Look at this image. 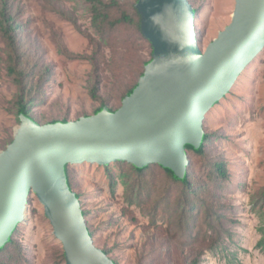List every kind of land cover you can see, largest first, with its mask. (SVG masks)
I'll list each match as a JSON object with an SVG mask.
<instances>
[{
	"label": "rangeland",
	"instance_id": "obj_1",
	"mask_svg": "<svg viewBox=\"0 0 264 264\" xmlns=\"http://www.w3.org/2000/svg\"><path fill=\"white\" fill-rule=\"evenodd\" d=\"M117 1L129 10L136 0ZM189 1L198 10L197 38L206 50L231 24L236 0ZM11 3L15 21L22 27L20 62L31 58L30 66L39 70L43 78L41 102L32 112L40 124L76 121L93 115L102 104L119 109L125 92L139 81L137 75L143 63L152 59L151 48L130 38L129 32H107L113 37L100 52V36L92 23L89 0ZM94 55L95 65L88 60ZM9 65L7 46L0 37V152L20 126ZM98 77L102 81L100 100H94L90 90ZM205 130L217 137L209 152L227 163L229 176L224 186L217 188L219 201L226 205L229 234L216 244L213 238L218 235L208 231L203 223L195 226L196 231L191 234V239L196 237L194 240L175 236L170 228L178 217L174 210L166 212L159 207L152 212V202L130 204L121 182L108 177L105 167L70 165L71 181L82 195V208L87 212L95 243L111 251L110 257L118 264H264V255L256 248L263 223L251 204V199L264 190V50L245 68L231 92L208 113ZM189 156L191 166L203 179L202 161L194 154ZM109 168L111 175L120 172L114 164ZM154 168L156 173L147 175L154 193L152 199L173 187L159 167ZM112 179L118 183L114 195ZM30 199L26 220L14 235L18 247L12 253L14 259L5 263L67 264L63 245L54 237L43 205L34 193ZM215 245L218 249L211 250Z\"/></svg>",
	"mask_w": 264,
	"mask_h": 264
},
{
	"label": "water",
	"instance_id": "obj_2",
	"mask_svg": "<svg viewBox=\"0 0 264 264\" xmlns=\"http://www.w3.org/2000/svg\"><path fill=\"white\" fill-rule=\"evenodd\" d=\"M136 8L153 55L118 110L105 106L76 121L48 124L19 113L13 142L0 152V250L26 220L34 193L67 264H115L88 230L67 167L159 165L184 180L187 149L200 150L208 113L264 50V0H236L231 24L206 50L189 0H138Z\"/></svg>",
	"mask_w": 264,
	"mask_h": 264
},
{
	"label": "trees",
	"instance_id": "obj_3",
	"mask_svg": "<svg viewBox=\"0 0 264 264\" xmlns=\"http://www.w3.org/2000/svg\"><path fill=\"white\" fill-rule=\"evenodd\" d=\"M89 2L92 4V23L97 30V34L100 36V41L97 44L100 52L105 45H108L109 38L113 37L111 34H115L119 31L129 32V34H131V36H129L130 38L137 39L153 51L151 43L143 36L141 31V15L136 8L138 0L129 6V10L117 0H111L109 2L105 0H89ZM195 12L196 20L198 10L195 9ZM15 16L16 13L14 12V6L12 5L11 0H0V37L7 46L10 61L8 73L16 87L15 110L18 122L20 123L19 113L22 111L33 118V108L41 102L43 78L41 77V72L39 70L30 66V62L32 61L31 58L25 63L20 62L23 54L21 51V42L23 41L20 39L22 27L21 24L16 23ZM107 32L112 33L107 35ZM95 57L96 56L94 55L88 59L91 60L94 65L96 64ZM149 62L143 63V68L141 69L142 71L138 73L137 78H140L143 75L145 66ZM101 84L102 81L98 77L90 90L94 100H100L99 87ZM137 85L138 81L132 88L125 92L124 97L130 95ZM105 106L106 105L102 104V106L99 107L94 114ZM111 110L116 111L115 109ZM62 121L68 120L64 119ZM13 139L14 136H11V138L5 142V150L13 142ZM213 139L216 141L217 137L206 133L203 144L198 152H194L190 148L187 149L188 156L190 154H194L202 161L203 179L199 177L191 164L188 167L187 176L184 180L176 178L170 171L164 170L159 165H150L144 169H136L133 165L127 162L114 163V167H117L120 170L116 176L111 175L110 170L112 169H110L109 166L105 167L108 170L107 176L110 178H118L126 191L128 202L130 204L143 205L147 202H152L155 204L152 208V212H157L159 207H162V209L166 212L174 210L173 214H176L178 217L173 220L175 224L171 225L173 227L170 226V228L174 231L175 236H180L185 240H194L196 237L191 239V234L196 231L197 227L195 226L203 223L207 225L206 228L208 231H211L215 236L216 234L218 235L216 239L213 238V244L219 243L224 240V236L229 234V231L226 228V205L225 203H221L219 201L220 197H218L217 188L224 186V183L229 176L227 163L222 158L212 155L209 152V146L213 142ZM154 167H159L163 175L173 187L172 189L166 191L165 194L160 193L158 194V197L152 199L151 194L154 193L149 187V181H147L149 176L147 175L150 173H156V169ZM67 173L69 184L75 191L71 181L69 166L67 167ZM117 185L118 183L116 179H112L111 188L113 195L115 194ZM173 195H176V197L174 202L172 201L173 203H171ZM78 196L81 200L82 195L78 194ZM143 196H146V198L149 199H143ZM29 204H31L30 198ZM251 204L252 211L258 214L263 223V226L259 229L262 233V238L258 241L256 248L264 255V190L251 199ZM196 214H202L204 217L201 218ZM84 215L87 218V212L85 210ZM190 224L194 225L190 227ZM19 227L15 231L14 235L18 233ZM88 230L94 238V232L89 225ZM14 235L10 239L9 243L0 250V264H10L5 263L6 260L9 259L11 261L14 259V257H12V253L18 248L16 246ZM216 246L217 245L211 247V250H213V248L214 250H217L218 247ZM103 250L110 257L111 251L105 249ZM225 250L226 249L223 248L222 252ZM63 257L66 260L65 252ZM110 258L115 262V264H118V262H116L112 257ZM193 264H197V262H194Z\"/></svg>",
	"mask_w": 264,
	"mask_h": 264
}]
</instances>
